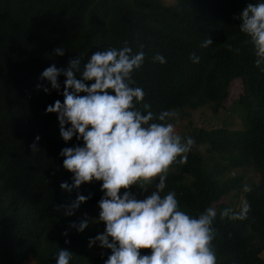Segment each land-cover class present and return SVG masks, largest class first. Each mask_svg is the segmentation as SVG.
<instances>
[{
	"label": "trees",
	"instance_id": "16d2710c",
	"mask_svg": "<svg viewBox=\"0 0 264 264\" xmlns=\"http://www.w3.org/2000/svg\"><path fill=\"white\" fill-rule=\"evenodd\" d=\"M249 2L255 0H177L172 5L162 0H0V264H24L30 258L33 264H55L60 247L72 251L70 264H103L110 254L106 248L99 255L90 252V223L83 232L70 227L72 221L91 222L97 215L102 182L61 189L62 181L71 183L72 173L59 153L83 141L61 138L57 114L45 108L63 96L40 73L52 64L67 67L70 57H80L82 69L92 52L125 42L133 53L145 54L133 72V86L144 91L137 106L147 103L153 113L210 105L217 115L232 82L242 80L235 107L245 128L180 131L195 143L186 163L177 157L170 165L161 195L174 192L190 216L216 204L212 247L217 264H264V73L239 30V13ZM207 36L212 44L201 47ZM57 47L65 48L64 55L54 53ZM157 53L165 63L153 60ZM191 53L200 57L198 63ZM58 79L63 87L65 77ZM37 135L39 148L32 151L29 145ZM203 145L214 155L204 156ZM241 165L252 167L260 181L252 182L250 191L243 189L250 206L243 219L222 217L225 209L239 211L218 202L246 185L242 174L224 178ZM78 194L88 199L74 215H64L57 206L70 204Z\"/></svg>",
	"mask_w": 264,
	"mask_h": 264
},
{
	"label": "clouds",
	"instance_id": "9594fccd",
	"mask_svg": "<svg viewBox=\"0 0 264 264\" xmlns=\"http://www.w3.org/2000/svg\"><path fill=\"white\" fill-rule=\"evenodd\" d=\"M239 19V30L253 46L254 65L264 73V0L247 3ZM211 44L212 38L207 36L200 46ZM64 52V47L54 49L56 55ZM144 55L143 51L133 53L125 42L122 47L92 52L82 69L80 57H70L67 67L52 64L40 73V79L63 96L62 101L57 99L45 108L46 113L57 114L61 138L83 141L61 149L62 165L72 176L71 183L62 181L60 187L71 192L85 182H102L96 218L105 227L89 238L88 246L98 243L111 250L103 264H217L212 247L216 209L208 207L198 216H190L181 210L174 192L161 195L170 165L177 157L179 163H186L195 140L182 138L171 122L165 123L177 116L175 111L153 113L147 103L143 109L137 106L144 91L133 86V72L143 64ZM190 59L198 63L200 57L191 53ZM153 60L166 62L160 53ZM60 75L65 77L63 87ZM37 88L50 91L44 84ZM39 140L37 135L29 145L32 151L38 150ZM132 185L144 190L148 185L154 190L140 199L130 190ZM244 190L250 188L245 185ZM87 199L78 194L70 204L57 207L71 216ZM249 208L245 201L239 211L225 209L220 215L243 219ZM89 223L90 219L84 218L70 222V227L83 232ZM63 234L67 236V230ZM141 249L151 251L142 253ZM71 260L68 248L60 247L55 253V264H70Z\"/></svg>",
	"mask_w": 264,
	"mask_h": 264
},
{
	"label": "rangeland",
	"instance_id": "374dc122",
	"mask_svg": "<svg viewBox=\"0 0 264 264\" xmlns=\"http://www.w3.org/2000/svg\"><path fill=\"white\" fill-rule=\"evenodd\" d=\"M162 2L165 3L166 5H172L176 3L177 0H162ZM241 92H242V80L236 79L232 82L231 88L229 90V94L224 100V107L218 112L217 115L216 113L213 112V109L210 105L199 107L197 109L184 108L176 112L177 116L172 118L171 120V123L173 124L176 133L179 134L180 131L181 134L191 132L198 127L208 128V129L213 127H223L231 130L245 128V124L242 121L241 115H239L235 107L237 106L235 102ZM241 113L243 115L242 110ZM200 152L207 157L209 155H214L213 153H210L206 145L200 147ZM225 161L228 162V160ZM234 174L244 175V183L247 186H250L252 182L260 181V176L257 174V172L252 167L247 165H241L238 168L230 169L228 173H225L224 178H228L230 175H234ZM144 186L148 187L147 190H144L138 187L137 185H132L131 191L134 192L138 198L142 199L144 195H149L154 190L152 186H148V185H144ZM243 189L244 188H241L239 191L237 190L234 191L233 193L229 194L227 197L221 199L218 203L219 204L224 203L228 206H234V208H240L242 203L246 201L243 194ZM213 207L217 209L216 204H214ZM98 214H99V208H97V215ZM97 215L90 222V227H91V229H89L90 237L96 236L99 232H102L105 227L103 221L97 220L96 218L98 217ZM90 252L93 253L94 255H99L102 252V248L97 243L90 248ZM32 259L33 258H30L24 264H33L34 260Z\"/></svg>",
	"mask_w": 264,
	"mask_h": 264
}]
</instances>
